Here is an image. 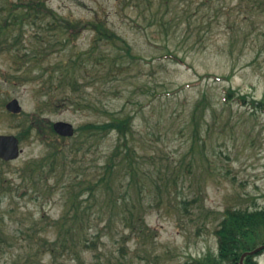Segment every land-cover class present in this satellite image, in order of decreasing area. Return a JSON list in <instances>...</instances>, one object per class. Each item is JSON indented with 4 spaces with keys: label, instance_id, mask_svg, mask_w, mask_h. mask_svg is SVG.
Segmentation results:
<instances>
[{
    "label": "rangeland",
    "instance_id": "1",
    "mask_svg": "<svg viewBox=\"0 0 264 264\" xmlns=\"http://www.w3.org/2000/svg\"><path fill=\"white\" fill-rule=\"evenodd\" d=\"M31 1L46 8L35 23L25 16ZM238 1L0 0V24L9 10L10 19H23L16 26L8 22L7 40H0V134L17 137L38 117L75 129L102 123L106 110L133 117L127 166L106 175L110 190L101 182L94 197L88 192L80 197L79 217L70 212L65 221L91 248L78 244V260L59 245L51 252L60 233L56 224L72 207L65 203L68 190L52 178L36 193L0 196V264H192L216 252L214 231L227 208L264 207V114L223 99L228 88L264 98V11L251 19L245 14L242 21ZM55 18L61 26L103 23L130 48L128 55L117 41V47L100 44L94 51L88 72L81 74L95 104L91 110L67 106L65 94L41 91L51 77L56 86L50 68L66 64L71 55L84 56L95 39L94 31L83 28L66 45L70 30L48 29ZM104 48L121 57L123 71L106 74L112 62L97 52ZM33 51L42 64L26 62L25 53ZM18 56L20 67L14 68ZM12 98L22 107L18 116L4 108ZM46 100L52 105L43 104ZM48 135L44 142L34 133L20 142L19 158L0 163V177L19 184L21 170L43 158L48 145L74 142ZM116 141L110 133L85 145L79 173L87 169L96 182ZM123 199L133 215L141 214L146 230L122 219L128 214ZM256 261L264 264V252Z\"/></svg>",
    "mask_w": 264,
    "mask_h": 264
},
{
    "label": "trees",
    "instance_id": "2",
    "mask_svg": "<svg viewBox=\"0 0 264 264\" xmlns=\"http://www.w3.org/2000/svg\"><path fill=\"white\" fill-rule=\"evenodd\" d=\"M237 5V14L244 15L242 21H245V14H248L251 19V15L264 11V0H239ZM26 18L30 19L31 23H35L37 20L43 19L41 14L46 8L44 4L34 3L31 1L27 4ZM11 10H9V16L2 20L0 24V35L5 30L6 24L10 22L12 25H19L23 19L19 16H12ZM55 18V21L48 24L49 30H59L61 33H68L70 30V35L68 33L67 41H63L66 45L70 43L72 38L76 37L79 30L83 28H89L95 33V39L93 45L90 47L89 51L83 53L84 56L80 54L71 55L69 57V62L66 64L57 65L56 69L50 68V75H56V86L54 79L44 80L42 83V91L45 90L46 94L51 92H57L59 95L65 94L61 99L69 107L76 108L77 110H91L95 108L94 102L88 99L86 96L87 92L84 90L83 84L81 82L84 79L82 73L88 72V62L90 59H94L93 53L96 49H100V44L109 45L112 48L117 47L116 42L119 41L124 44L128 50L129 55L130 48L128 45L118 37L112 30H110L105 24L100 22H89L86 25L81 26L80 22H66L65 25L61 26L59 24L60 20ZM41 39V37H38ZM99 57L101 59L106 58V61L112 65L106 74L123 71L121 66V57L114 55L112 51L108 48L103 50H98ZM30 54H26L27 63L33 66H38L42 64L39 59L41 54L39 52L33 51ZM166 58L177 60L176 55L173 53H167ZM74 58V59H73ZM112 58V61L109 60ZM121 62H118V61ZM181 61V60H180ZM78 63H80L78 65ZM79 71V75H77ZM231 76H228L230 78ZM93 77L92 79H94ZM227 78V80H228ZM223 99L226 102H237L241 106H248L252 112H257L264 114V98L255 99L253 97L249 98L246 94L237 93L235 90L228 88L223 91ZM51 100H48L47 105L51 104ZM44 104V103H43ZM107 119L102 123H92L87 122L75 130L74 142L70 145L55 144L52 143L48 145L47 154L37 161H32L26 164V166L21 170L19 184L13 185L5 177H0V196L10 195L11 193H16L15 190L20 191L21 195L27 194L29 192H38L47 186L50 179L54 178L57 183H62L65 194V203L71 205V209L65 208L62 213L61 220L56 224L59 228L60 233H58L57 238L52 245L53 249L51 252H57L54 247L59 245V249L62 252H67L69 250L74 253L76 259H79V253L77 252L78 244H82L80 248L89 249L90 245L85 242L82 243L80 236L77 237L73 228H66L65 221L70 215V212L77 219L78 210L80 209V204L77 203L80 197H82L86 192L94 197V193L97 190L101 182H104V186H108V180H106V175L111 176L116 169H124L127 165L128 159V137L132 135V119L130 115L122 116L114 112L106 110ZM45 121L41 118H36L31 124H29L25 129L21 131L18 135L20 141L28 140L32 133L35 134L36 138L44 142L45 136L49 137V133L45 129ZM50 127V126H49ZM110 133L116 135L117 141L113 152L106 158L103 164V177L99 176L98 180L94 182L89 178L87 174V169H84L82 173H79L83 168L79 165H83V161L86 150H84L85 145L89 144V147L93 142L99 141L103 136H107ZM63 141L65 139H62ZM59 142V141H58ZM63 143V142H62ZM88 148V146H87ZM122 149H125V153H122ZM131 152V150H130ZM81 157V158H80ZM81 159V161H80ZM108 186V190H110ZM122 205L128 211V214L122 215V219L131 225L132 229L143 230L145 228V223L142 220L141 214L133 215L127 209L126 200H122ZM134 223V224H133ZM216 237V252L208 251L200 258H195L192 264H239L240 257L243 253L247 251H252L253 249L264 244V207L247 210L239 208H227L223 212V217L217 228L214 231ZM94 246V243H93ZM264 252V251H262ZM259 254L250 256L247 255L244 259L243 264H257L256 258Z\"/></svg>",
    "mask_w": 264,
    "mask_h": 264
},
{
    "label": "water",
    "instance_id": "3",
    "mask_svg": "<svg viewBox=\"0 0 264 264\" xmlns=\"http://www.w3.org/2000/svg\"><path fill=\"white\" fill-rule=\"evenodd\" d=\"M7 109L13 113H20L21 107L16 100H12L7 104ZM54 131L63 137H72L74 134L73 126L67 122H56L54 124ZM18 140L14 136H0V159L4 161H11L19 155ZM264 249V245L256 248L253 251L244 253L239 261V264H243V260L247 255H254Z\"/></svg>",
    "mask_w": 264,
    "mask_h": 264
},
{
    "label": "flooded vegetation",
    "instance_id": "4",
    "mask_svg": "<svg viewBox=\"0 0 264 264\" xmlns=\"http://www.w3.org/2000/svg\"><path fill=\"white\" fill-rule=\"evenodd\" d=\"M13 48V47H12ZM12 48H7V50H12ZM18 60H20V58H18ZM14 61H15V63H14V65H15V67L14 68H16V66H19L20 67V65L17 63V58H16V60L14 59ZM17 69H18V67H17ZM11 100H17L16 98H12ZM11 100H9V101H7L6 103H5V105H4V108H5V110H6V112L9 114V115H14V116H18V115H16V114H13V113H10L6 108H7V104L11 101ZM18 101V100H17ZM24 128H22V130H23ZM45 129H46V131H50L49 130V126L48 125H45ZM21 133V132H20ZM0 136H8V135H4V134H0ZM1 161V160H0Z\"/></svg>",
    "mask_w": 264,
    "mask_h": 264
}]
</instances>
